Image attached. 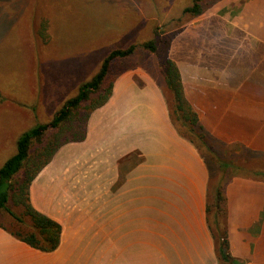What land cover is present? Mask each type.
Listing matches in <instances>:
<instances>
[{"label": "crops", "instance_id": "0c3cea01", "mask_svg": "<svg viewBox=\"0 0 264 264\" xmlns=\"http://www.w3.org/2000/svg\"><path fill=\"white\" fill-rule=\"evenodd\" d=\"M170 58L209 133L242 144L240 129L264 126L257 76L245 81L252 89L241 90L245 104L233 103L238 94L230 78L216 86L200 65L189 75L184 58ZM208 180L203 157L173 126L156 77L139 66L120 72L107 101L90 113L84 140L62 145L30 184L33 207L61 225L58 247L39 251L0 227V264H152L151 235L138 236L131 219H165L159 252L175 256V264H215L205 212ZM225 194L231 256L238 264H264V182L235 176ZM83 219L102 222L90 235ZM185 256L189 260L178 258Z\"/></svg>", "mask_w": 264, "mask_h": 264}, {"label": "rangeland", "instance_id": "374dc122", "mask_svg": "<svg viewBox=\"0 0 264 264\" xmlns=\"http://www.w3.org/2000/svg\"><path fill=\"white\" fill-rule=\"evenodd\" d=\"M208 1L200 15L191 16L183 11L192 0H0V166L15 153L19 135L50 121L114 49L135 45L129 58L111 62L105 84L136 66L162 83L158 63L174 57L184 58L185 67L206 65L208 69H197L211 73L216 86L222 77L230 78L238 94L233 103L245 104L242 91L252 89L245 84L247 78L257 76L264 91V0ZM149 40L156 42L157 53L140 47ZM187 71L191 75L193 67ZM259 124L239 130L242 144L210 134L226 153L235 152L243 167L260 169L264 126ZM244 157L249 159L246 165ZM161 220L130 223L138 236L151 235L152 264H175V256L159 252ZM83 221L90 235L102 222Z\"/></svg>", "mask_w": 264, "mask_h": 264}, {"label": "trees", "instance_id": "16d2710c", "mask_svg": "<svg viewBox=\"0 0 264 264\" xmlns=\"http://www.w3.org/2000/svg\"><path fill=\"white\" fill-rule=\"evenodd\" d=\"M208 2L192 0L183 12L191 16L200 15ZM140 47L157 53L154 40L144 42ZM134 51L135 45L110 51L98 71L78 87L77 93L64 102L50 121L34 125L17 138L15 153L0 166V218L4 220L0 227L16 239L42 252H51L58 247L61 225L33 207L30 184L62 145L84 140L90 113L102 106L111 94L114 77L105 84L111 62L129 58ZM158 67L170 120L177 133L195 146L209 170L205 212L217 262L238 264L239 261L229 252L225 186L235 176L264 182V166L260 169L243 167L234 158L235 152L233 155L232 151L226 153L220 146L221 142L201 124L197 112L185 97L175 61L165 57L159 61ZM246 160L244 165L248 164L249 159Z\"/></svg>", "mask_w": 264, "mask_h": 264}]
</instances>
